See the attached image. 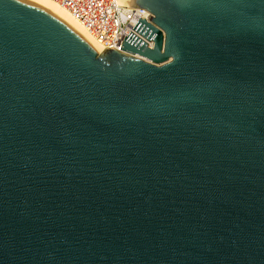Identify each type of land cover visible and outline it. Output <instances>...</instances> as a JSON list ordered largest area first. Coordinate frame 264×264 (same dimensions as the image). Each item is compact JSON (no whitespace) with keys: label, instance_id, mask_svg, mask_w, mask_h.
<instances>
[{"label":"water","instance_id":"1","mask_svg":"<svg viewBox=\"0 0 264 264\" xmlns=\"http://www.w3.org/2000/svg\"><path fill=\"white\" fill-rule=\"evenodd\" d=\"M132 7L99 53L0 0V264H264V0Z\"/></svg>","mask_w":264,"mask_h":264},{"label":"built area","instance_id":"2","mask_svg":"<svg viewBox=\"0 0 264 264\" xmlns=\"http://www.w3.org/2000/svg\"><path fill=\"white\" fill-rule=\"evenodd\" d=\"M64 5L73 16L91 33L94 39L103 47L114 48L119 52L125 37L134 33L148 43L149 48H154V40H148L135 29L141 18L152 23L149 16H153L145 8L132 7L119 0H57ZM134 57L144 59L139 54ZM150 62V61H149Z\"/></svg>","mask_w":264,"mask_h":264},{"label":"bare ground","instance_id":"3","mask_svg":"<svg viewBox=\"0 0 264 264\" xmlns=\"http://www.w3.org/2000/svg\"><path fill=\"white\" fill-rule=\"evenodd\" d=\"M47 10L57 15L58 17L64 19L78 29L82 34H84L88 39L91 40L93 45L96 47L99 53L103 51V47L94 39L91 33L77 20L73 14L57 0H29ZM120 2L132 5V0H119Z\"/></svg>","mask_w":264,"mask_h":264}]
</instances>
